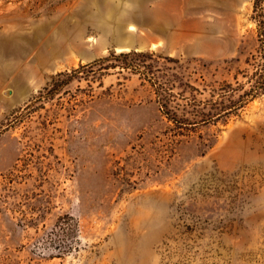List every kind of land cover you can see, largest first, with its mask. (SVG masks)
<instances>
[{"label": "rangeland", "instance_id": "1", "mask_svg": "<svg viewBox=\"0 0 264 264\" xmlns=\"http://www.w3.org/2000/svg\"><path fill=\"white\" fill-rule=\"evenodd\" d=\"M253 14V0H0V264H264ZM131 50L146 73L111 56ZM65 216L78 241L44 242Z\"/></svg>", "mask_w": 264, "mask_h": 264}, {"label": "trees", "instance_id": "2", "mask_svg": "<svg viewBox=\"0 0 264 264\" xmlns=\"http://www.w3.org/2000/svg\"><path fill=\"white\" fill-rule=\"evenodd\" d=\"M253 19L255 20L258 32H259V40H260V60L256 70L253 74L252 85L248 92H246V97L255 98L260 93H264V0H253ZM112 58L123 56L126 59L122 62L121 67L123 69H129L132 71H139L142 73H146L143 67H146L142 62L143 57H147V55L143 52H137L135 50H131L130 52H122L119 56L112 54ZM139 58V59H138ZM111 60L110 57L101 58L96 60L93 63H90L86 66L92 68L96 64H104L105 62ZM110 67L115 66H106L101 67L100 69H108ZM78 69L72 70V72H59L56 76L52 77L51 81L47 83V85L43 88V91L40 92V97L50 98L60 92L64 85L69 84L73 78L75 73H77ZM56 229H53L50 233L43 238L44 242L51 241L55 242L60 240L63 237L69 239L73 238L78 241L79 234V223L72 216H65L60 219V223L56 225ZM60 238V239H59ZM64 240V239H63ZM73 248V245H71Z\"/></svg>", "mask_w": 264, "mask_h": 264}]
</instances>
